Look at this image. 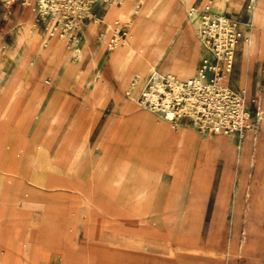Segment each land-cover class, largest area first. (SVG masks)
<instances>
[{"label": "rangeland", "instance_id": "rangeland-1", "mask_svg": "<svg viewBox=\"0 0 264 264\" xmlns=\"http://www.w3.org/2000/svg\"><path fill=\"white\" fill-rule=\"evenodd\" d=\"M35 1L0 0V258L102 264L88 261L98 254L81 247L103 244L100 254L120 264L192 260L213 215L221 213L216 200L224 161L212 158L204 186H192L204 151L190 137L170 147L179 156L194 149L187 186H173L167 170L175 174L180 167L167 156L161 162L170 169L158 168L165 186H140L132 150L149 125L137 117L144 106L136 100L129 107L132 78L117 81L111 62L113 40L128 37L127 21L117 17L118 34L104 40L106 12L120 10L124 0H83L81 10L75 0H45L55 5L45 16ZM200 1L191 6L196 10ZM168 2L154 0L150 21L158 17L160 29L170 27L175 57L188 61L198 40L189 24L194 11L185 9L171 21L164 13ZM180 127L210 144L231 137L204 132L188 119L168 124L176 135ZM233 197L228 191L226 198Z\"/></svg>", "mask_w": 264, "mask_h": 264}, {"label": "crops", "instance_id": "crops-1", "mask_svg": "<svg viewBox=\"0 0 264 264\" xmlns=\"http://www.w3.org/2000/svg\"><path fill=\"white\" fill-rule=\"evenodd\" d=\"M256 1L260 10L259 23L254 22L250 0H226L219 13L238 20L242 30V38L235 49L233 69L226 82L233 90L244 92L251 113L250 128L242 139L230 135V138H218L211 144L205 138L193 137V129H185V139H199L200 148L204 151V163L195 169L192 186H204V169L212 158H221L224 162L218 172L217 186L222 187L216 200L221 213L213 215L212 227L201 237L193 259L179 264H264V0ZM193 150L191 147L190 152L180 155V171L177 173L164 167L173 176V186H187ZM160 184L165 186L162 173ZM228 191L234 192L231 200L226 198ZM245 192L247 197H244ZM194 218L197 222L198 210ZM81 248L91 249L100 256L107 245L102 244L98 249L94 245Z\"/></svg>", "mask_w": 264, "mask_h": 264}, {"label": "bare ground", "instance_id": "bare-ground-1", "mask_svg": "<svg viewBox=\"0 0 264 264\" xmlns=\"http://www.w3.org/2000/svg\"><path fill=\"white\" fill-rule=\"evenodd\" d=\"M192 1L193 0H171V2L167 3L164 13L166 12L170 20L174 21L173 19L180 17L181 12H184L185 9L187 11L193 10L194 16L189 18V24L198 32L200 20L198 11L207 7L213 12L221 13L226 0H201L196 10L191 6ZM35 2L44 16L49 12L48 8L55 10V5L48 6L45 0H36ZM250 7L254 14V22L257 23L260 18V10L257 1L252 0ZM153 11L154 0H124L123 7L120 10L113 6L106 12L107 34L104 38L105 41L111 36V32L118 34L115 31V19L117 17H122L128 23V37L126 39L117 37L113 40L114 45L112 49L114 51L111 55V62L117 81L122 82L127 76L132 78L130 88L127 92V100L130 103L129 107L136 103L139 87L146 78H149L150 74L157 73L160 76H175L183 80L195 74V60L203 54L199 48L200 42L197 40L193 54L188 61L175 57L174 47L169 45L171 39L169 34L170 27L165 26L164 29H160L158 17L155 22L150 21V18L154 15ZM251 38H254V36ZM247 54L248 53H246V55ZM144 107L140 108L137 117L141 119L145 125H149V128H143L142 135L136 143V147L132 150L133 154H135L134 167L137 166L134 177L138 179L142 187L158 186L161 182V171L158 168L165 167L162 163L164 159H162L161 162V158L167 156L169 160L175 159L177 166L179 165L180 156L172 154L170 147L174 144L176 146V143H182L185 140V129L180 127L177 135L172 133L168 128V124L170 123L168 119ZM38 154H40L39 151ZM98 163H103V159ZM167 169L170 168L167 166ZM91 260H95V262L102 264H120L115 256L108 255L106 252L100 256H89L88 261ZM0 264L12 263L3 257L0 258Z\"/></svg>", "mask_w": 264, "mask_h": 264}, {"label": "built area", "instance_id": "built-area-1", "mask_svg": "<svg viewBox=\"0 0 264 264\" xmlns=\"http://www.w3.org/2000/svg\"><path fill=\"white\" fill-rule=\"evenodd\" d=\"M75 1L81 10L84 1ZM198 15L197 38L206 53L195 74L183 80L150 74L138 95V104L159 113L173 127L188 119L204 132L236 135L242 139L251 126V113L244 92L233 90L226 82L233 69L242 30L238 20L214 13L207 7L199 10Z\"/></svg>", "mask_w": 264, "mask_h": 264}]
</instances>
